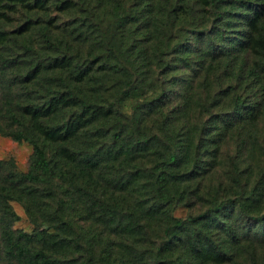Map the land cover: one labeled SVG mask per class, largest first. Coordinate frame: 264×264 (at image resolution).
I'll list each match as a JSON object with an SVG mask.
<instances>
[{
    "label": "trees",
    "instance_id": "trees-1",
    "mask_svg": "<svg viewBox=\"0 0 264 264\" xmlns=\"http://www.w3.org/2000/svg\"><path fill=\"white\" fill-rule=\"evenodd\" d=\"M19 4L40 23L6 30ZM263 112L264 0H0V134L33 147L26 171L0 158V264L255 259L264 168L247 183L245 157Z\"/></svg>",
    "mask_w": 264,
    "mask_h": 264
},
{
    "label": "rangeland",
    "instance_id": "rangeland-1",
    "mask_svg": "<svg viewBox=\"0 0 264 264\" xmlns=\"http://www.w3.org/2000/svg\"><path fill=\"white\" fill-rule=\"evenodd\" d=\"M38 11H35V13H31L27 10L26 5L19 4L16 9L8 11L5 16L2 17L1 25L4 27L6 30H11V31H16L17 29L25 26L26 20L28 16L32 17L33 20L38 19L37 18V13ZM50 13V18L51 21L54 24V27H57L58 29L61 28V26L65 22V14L64 12H60L59 10H56L54 6H51L49 9ZM40 22H36V26ZM30 32L34 37H37V30L36 28L30 29ZM14 34H17V32H14ZM163 78L164 75H161ZM159 76H155V79L158 80ZM193 92H196V94L200 91V88L198 86L197 81H194L193 87L191 88ZM132 103L131 101L130 105H128V110L126 111L129 112V110L132 108ZM252 132L250 136L252 137L251 142L248 144V149L246 151V157L245 160L248 163H251V171L252 174L249 176L246 181L247 183H250L249 181L255 180V175L256 173L260 172L264 168V112L263 114L259 117L257 120L256 124H252ZM236 145H234L233 141H226L223 144V155L221 157L222 160H226V153L228 152L231 154L236 150L235 148ZM33 152V147L30 143L28 142H18L13 140L11 137L1 135L0 134V158L2 159H10L13 158L17 164V168L19 170L26 171L29 167V162H30V157ZM229 165L227 163H221L219 168L217 169L216 173H214L210 178L206 179V182H208L210 185H212L215 189L219 187L221 180L225 178V172L228 170ZM247 171V174L250 171ZM254 171V172H253ZM16 211L18 212L20 218L18 221L15 222V227L16 228H21L27 231H31L33 228V225L28 218L25 209L23 205L18 202V201H13L12 202ZM199 205L195 206H187L183 204H178L175 207L174 214L176 216H185L189 211H192V208H197ZM233 221L238 225V229L240 230L239 226H248L250 225L252 227V222L253 220H247V219H242L241 215H235L233 218ZM243 224V225H242ZM160 235H155L154 239L157 240L159 239ZM249 239H247L242 233V241L246 242ZM250 241V240H249ZM246 246V245H244ZM239 262H242V264H264V247L257 249L256 252V258H250L247 254H244L243 256L237 255ZM102 262H105L103 260ZM112 262V260H111ZM227 264H232V263H227Z\"/></svg>",
    "mask_w": 264,
    "mask_h": 264
}]
</instances>
